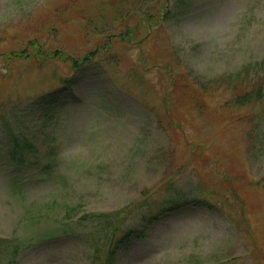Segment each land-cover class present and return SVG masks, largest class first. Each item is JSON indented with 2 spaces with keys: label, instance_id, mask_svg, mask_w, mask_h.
<instances>
[{
  "label": "rangeland",
  "instance_id": "rangeland-1",
  "mask_svg": "<svg viewBox=\"0 0 264 264\" xmlns=\"http://www.w3.org/2000/svg\"><path fill=\"white\" fill-rule=\"evenodd\" d=\"M117 1L123 13L164 20L149 27L134 13L136 34L128 43L112 37L102 51L124 32L110 6ZM140 4L0 0V103L16 119L0 117V264H91L85 236L98 234L79 217L122 211L117 220L137 222L177 193L212 208L189 202L168 212L115 264H264V0ZM34 38L73 59L95 53L64 93L65 114L41 135L22 111L60 91L72 70L54 58L5 59ZM248 83L261 101L234 105ZM11 132L25 133L36 151L29 160L49 168L13 163Z\"/></svg>",
  "mask_w": 264,
  "mask_h": 264
},
{
  "label": "trees",
  "instance_id": "trees-1",
  "mask_svg": "<svg viewBox=\"0 0 264 264\" xmlns=\"http://www.w3.org/2000/svg\"><path fill=\"white\" fill-rule=\"evenodd\" d=\"M136 3V2H135ZM118 4V8H117ZM120 2L117 1L115 5L113 3L110 6H113L115 13H117V17L114 20H118L120 26L124 29V32L118 36H108V40L105 45L102 46V51H109L111 49L110 39L112 37L116 38L119 42L128 43L130 39L136 34L137 26L132 27L129 25V21L134 17V13H138L141 15L139 23H147L149 27L155 26L159 24L160 20H164V17L160 18L161 13H157V17L154 18L152 14L149 12L141 14L139 10H131L127 12H122L119 7ZM146 5V0H141L140 8ZM165 15H170L168 11H166ZM166 16V17H167ZM124 22V27H123ZM100 47V46H99ZM105 48V49H104ZM95 53H89L84 55L80 59H73L70 56H64L61 54V51H51L46 52L43 49V46L39 43L37 39H31L27 42L25 49L21 51H11L8 54H5V59H29L31 58L33 62L42 65L43 61L49 60L50 58L58 59L64 62H68L72 73L70 76L64 78L62 80V88L60 91H56L52 94L46 93L39 96L36 100L35 106L32 108H26L22 111L21 118L23 117H31L34 118L35 124L38 129L37 132L41 135L43 130H48L50 126H54L56 124V120L65 114V109L68 108L69 98L67 95L72 92V85L87 75L89 71L88 67H90V62L94 59ZM159 65V64H157ZM165 69L167 67H164ZM253 83V82H252ZM251 83L244 85L240 91L242 94H238L233 99V104L236 106H242L246 104H255L261 101L262 93L260 89L249 87ZM68 91L65 92V91ZM64 93H67L66 95ZM200 99V96L197 95ZM12 108V105H7L5 103H0V117L4 118V113L8 112L9 120L12 124L16 122L15 114L11 115V112L7 109ZM260 116L264 117V110L259 112ZM57 117V119H56ZM7 124V123H6ZM11 123L5 125L7 131L10 130ZM12 137L11 141V150L9 152V158L21 166L24 163H28L29 166H33L35 168H41L43 170L49 168V162L45 163L43 166H40L35 161H30L28 157L34 155L36 153L33 150L32 142L28 140L26 134L21 132L19 134L10 133ZM36 158V156L34 155ZM163 199L162 206L158 208L155 212H146L143 214L137 222H134L137 216H131L130 220L133 219V222H124L117 220V216L123 215L125 212H119L117 216H112L110 214H97V215H85L79 217L77 223L79 224L82 221H92L95 224L94 234H98L96 237L93 234L86 233L85 239L88 248L92 249V253L90 255L91 264H115L119 259L123 250L129 249L132 247L137 241L144 240L149 231V227L157 221V219L165 216L168 212H176L183 205L193 202L194 206L206 207L207 209L212 208V203L203 198H187L185 196H181L178 193L175 194L174 198L170 200ZM161 202V203H162ZM78 208L75 206H70L67 210H65L64 220L68 222L71 226L74 220V216L77 214ZM65 235H72V238H76V233L72 231V229H68ZM84 236V235H82ZM50 241V240H48ZM2 241L0 240V243ZM43 243V242H41ZM45 243V242H44ZM40 244V243H38ZM18 246H13V253L17 255Z\"/></svg>",
  "mask_w": 264,
  "mask_h": 264
}]
</instances>
